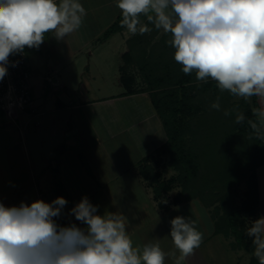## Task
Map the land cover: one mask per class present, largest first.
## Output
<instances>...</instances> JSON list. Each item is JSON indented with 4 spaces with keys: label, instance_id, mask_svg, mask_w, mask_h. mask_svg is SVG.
<instances>
[{
    "label": "crops",
    "instance_id": "0c3cea01",
    "mask_svg": "<svg viewBox=\"0 0 264 264\" xmlns=\"http://www.w3.org/2000/svg\"><path fill=\"white\" fill-rule=\"evenodd\" d=\"M79 2L87 13L79 30L64 40L46 33L39 48H29L31 74L48 84L49 90L44 92L45 98L35 99L37 115L20 117L22 121L25 115L29 116L26 123L22 121L23 135L17 129L0 127V167L16 168L20 146L28 147L31 143L28 139L33 140L36 145L32 143L27 149L35 154L40 152L43 157L50 156L49 150L57 155L41 164L33 161L38 197L44 198L46 203L54 199L43 195L40 184L51 168L54 176L48 181L56 184L57 174L70 211L87 197L91 204L98 206L99 215L122 214L134 246L142 248L158 243L165 253L175 251L178 257L180 254L170 236V221L183 216L195 222L203 238L200 247L182 264H249L252 255L239 247L236 237L232 233L217 232L219 218L211 211L213 205L193 199L173 206L165 202L168 208L165 210L154 192L156 184L142 173V168L151 166L154 173L161 172V181H169L164 177L168 156L161 150L168 138L151 94L146 91L129 94L141 85L149 87L150 77L147 79L141 71L135 76V82L130 79L131 83L122 79V67L128 57L133 60L132 66L140 64L147 69L148 63L150 72L155 74L151 80L158 82L167 72L164 59L173 55L169 53L173 49L168 43L170 33L154 28L145 17L141 22L148 25L149 31L143 36L152 41L156 34V39H160L154 50L152 47L138 49L136 46L141 45L142 38L137 41L138 34L132 35L126 29L105 37L121 16L117 0ZM154 57H160L157 66L152 64ZM77 88L79 91H75ZM259 105L260 109L264 107ZM262 125L264 127V123ZM111 154L117 155L115 160ZM257 175L261 218L264 217V165L257 169ZM57 224L62 226L63 223L57 221ZM221 237H233L234 241L221 244ZM165 264H174L173 257L166 256Z\"/></svg>",
    "mask_w": 264,
    "mask_h": 264
},
{
    "label": "clouds",
    "instance_id": "9594fccd",
    "mask_svg": "<svg viewBox=\"0 0 264 264\" xmlns=\"http://www.w3.org/2000/svg\"><path fill=\"white\" fill-rule=\"evenodd\" d=\"M116 6L121 27L130 34L149 31L141 16L170 33L168 43L184 74L195 71L197 81L211 79L221 92L264 103V0H117ZM86 14L79 0H0V80L10 55L39 48L46 33L64 40L80 29ZM211 107L220 109L219 97ZM254 114L264 123V108ZM244 120L238 113L236 123ZM66 204L63 197L18 207L0 203V264H165L166 256L182 264L202 243L195 222L177 216L170 221V236L178 257L158 243L134 246L125 217L97 214L98 206L87 197L71 209L85 227L61 226L54 218ZM247 234L253 238V255L264 264V217L253 221Z\"/></svg>",
    "mask_w": 264,
    "mask_h": 264
},
{
    "label": "trees",
    "instance_id": "16d2710c",
    "mask_svg": "<svg viewBox=\"0 0 264 264\" xmlns=\"http://www.w3.org/2000/svg\"><path fill=\"white\" fill-rule=\"evenodd\" d=\"M144 18V16H141V21ZM121 19L122 15L116 24L108 30L105 35L106 38H109V36L113 33L126 29L121 27ZM132 63L133 60L128 57L126 63L122 67V79H128L131 83L133 81L130 79H133L135 82V78L128 74L127 70L130 65H132ZM152 64L153 66H157V64L154 62ZM142 69L143 68H141V71ZM162 76H164L166 81H170V87L167 90L165 88H162V90L160 88L157 89L156 84L158 82H153L151 80L153 77L151 74H149L146 75L147 79L150 77V80H148L149 87L142 90H130L129 94H137L145 91L151 94L152 102L160 117L162 118L168 138L167 143L161 148V150L165 151L170 157L167 164H165V167L176 172L178 171V175L174 181L173 179H170L169 181H161L160 179L163 175L161 172L160 174L154 173V169L151 166H145L142 168V173L147 180L151 181L153 184H156L154 192L156 194L157 200H159L160 206H162V208L165 210L168 209L167 206L165 207L166 192H170L172 190V186L175 183L181 186L182 191L175 198L174 204L181 203L185 198H200L203 203L209 206L215 205L218 202L219 192L218 188L216 187H220L219 185H221V188H219L221 192H230L229 194L232 196L236 194L234 187L243 181L246 182L247 189L244 193L245 198L240 204L228 208V204L223 202V204L226 206L225 212L219 217L216 230L218 233H232L236 237L239 247L245 248L252 255L249 264H259V260L253 255L255 247L252 243L253 238L247 234V230L252 225L253 221L259 218L258 212L260 207V198L257 169L264 165V127L261 121L254 114L255 109H260L258 100L255 96H253L252 106L249 105L247 101L242 100L240 102L234 103L231 109H229L228 102L224 103V101H222L221 105H225L231 114L227 118L224 115L225 110L221 108V110H218L220 111L219 116L224 118L223 122L225 121V127H231L229 128L231 131L228 132L226 129V131H224L222 134H217V137L214 138L211 135L207 136L203 134L204 124H201L200 122L196 123L194 121V123L200 126L202 129L200 131V136L194 138L193 140H187L186 138L188 136L186 130L192 126V122L189 121L188 124H185L183 120L178 121L177 115L180 112H182L183 115L186 114L187 109L190 108V105L193 102V91L199 92L196 96H200L203 93L206 94L207 92L212 91L207 90V84L198 86L199 82L201 81H197L195 71L186 75L181 70H179L177 72L174 71L172 74L166 72ZM161 80H163V78H161ZM215 92L220 93L221 91L218 87H215ZM233 97L235 96L227 92V100H230ZM221 99L222 98L219 97V102ZM209 113H211V111ZM238 113H243L245 116V120L241 124L236 123V116ZM249 121L255 123L259 131L253 129ZM214 140L217 144L215 145L220 149L224 147L222 150L223 152H226L225 146L234 148V146L238 144L240 151L243 152L242 159H247L248 162L246 161L245 164L237 162V164H239L235 165L233 168H222L221 170V168L215 167V165L218 163L212 164L213 161H211L208 173L203 175V168L200 167V159L196 153V149L203 144L202 142H204V147L206 148L211 144L212 141L214 143ZM226 142L227 144L225 145ZM206 155L208 157L210 156L208 154ZM219 157L220 156L217 155L216 160L222 161V163L225 165L228 164V158L224 159L223 162L222 158L220 159ZM82 161L85 165H87L83 157ZM158 164L161 165V162ZM216 173L221 174V177L217 178ZM217 182H220L218 186ZM56 185L61 187L59 181L58 183L56 182ZM216 210L217 207L215 211ZM246 219L249 220L246 222Z\"/></svg>",
    "mask_w": 264,
    "mask_h": 264
},
{
    "label": "rangeland",
    "instance_id": "374dc122",
    "mask_svg": "<svg viewBox=\"0 0 264 264\" xmlns=\"http://www.w3.org/2000/svg\"><path fill=\"white\" fill-rule=\"evenodd\" d=\"M143 20H145V18ZM152 25L155 28L154 24H152ZM146 26L148 28L147 24H146ZM143 35L138 33V40L137 41L140 42V37L142 38V40L140 42L141 45L139 46V43H138V45L136 47L138 49H142V50H145L147 48L152 47L154 50L155 47L158 45V43H156V42L159 41L160 38L157 40L156 34H154V37L152 38L153 40L148 41V39H146ZM171 50H172V52H171ZM171 50H169V53L170 54L173 53V55L168 56L163 61V63L166 64V66H167V73H170V74H172L174 71L177 72V70L182 71V66L174 60V49H171ZM46 56L47 55L45 52L44 57L47 58ZM154 63L160 64V57H154ZM146 66H147V69L143 68L142 72H141L142 67L140 64H136V65L134 64L133 66L130 65L127 72H128V74H130L134 78H135V76H137V73H140V72L143 73L142 75L151 74L153 77L155 74L153 75V73H150L149 66L148 65H146ZM130 68L132 69L131 73H130V70H131ZM158 74H160V73H158ZM164 74L165 73H163V75ZM139 75H141V74H139ZM210 80H208L206 83L199 82L198 86H201L202 84H207L208 85L207 90H209V91L211 90L212 92H207L206 94L203 93L200 96H196L199 92L193 91V94H194V95L192 94L193 102L190 105V108L187 109L186 114H185L186 116L183 115L182 112H180L177 115L178 121L183 120L185 122V124H188L189 121L192 122V126L186 130L187 136H188L186 138L187 140H193L194 138L200 136V131L202 129L200 128V126L196 125L194 123V121L196 123L200 122L201 124H204L203 134H205L207 136L211 135L214 138H216L217 134H222L224 131H226V129L228 130V132H230L231 129H229V128H231V127H229V128L225 127V124H224L225 121L223 122L224 118L219 116L220 111L213 109L211 107V105L213 102H215L217 100V97H220V98H222L221 101L219 102L220 103V110L222 108L231 114V112L229 110H227L225 105L224 106L221 105V102L222 101H224V103L228 102L229 103V109H231V107L234 103H237V102L244 100V99L238 98V97H233L232 99L227 100V92L224 91L223 92L224 94L221 92L220 93L215 92V87H217L216 86L217 84L215 83V81H213V80L210 81ZM31 85L33 87L34 99L37 98V100H38L40 98L41 99L45 98L44 92H46V93L48 92V90H49L48 84L43 83V81H41V80H36L35 77L32 76L31 77ZM169 85H170V81H166V79H164V76H163V80L160 79L158 81V83L156 84L157 89L160 88L161 90H162V88H165L167 90L170 87ZM139 87H141V88H136V89L137 90L138 89L139 90L144 89L142 85ZM145 88H146V85H145ZM213 90H214V92H213ZM41 91L43 93H40ZM75 91H79V89L77 88V90H75ZM158 91H160V90H158ZM194 96H196V97H194ZM256 99L258 100L259 103L264 105V103L261 102V99L259 97H256ZM247 103L252 106L253 97L250 100H248ZM262 108H264V107H262ZM210 111H211V113H209ZM25 116L26 117L22 118V121H24L26 123L27 117H29V116H27V115H25ZM226 117L228 118L229 115ZM226 117H225V120H226ZM22 121L20 119L19 128H17V126H15L14 124H12L10 126L2 127L1 129H3V128L4 129L5 128H14V129H17V131L20 132L21 135H23ZM220 122H221V124H220ZM34 137L36 139V136H34ZM88 140L92 141L89 138H88ZM30 141H31V143H29ZM32 141L33 140L28 139L29 145H28V147L26 145V147H25L26 150L24 147L20 146V161H18L16 168H14V166H10V165H8L9 167H11L10 169L8 167H4V166L0 167V203H3L4 206H6V207H12V206L18 207V206H20V204L22 202L30 205L32 202H34L36 200H43L44 202H46V200L44 198L41 199L40 197H38V193H37V189H38L37 185L38 184H36L37 179H36L35 174H34L35 170L33 167V161L41 164V163H44L48 157L50 158L53 156L56 158L57 155L54 152L52 153L49 149L48 150H49L50 156L46 155V157H43L40 152H36V154H35L33 151H31V149H27V148H29L30 144L32 145V143H34V141L33 142ZM89 143H91V142H89ZM202 143L203 144L200 145L196 149V153L198 154L199 159H200V167L203 168V171H202L203 175H206L208 173V169L210 168V162L211 161H213L212 164L218 163L217 165H215V167L221 168V170H222V168H233L235 165H238L239 163L245 164L247 161V159L246 160L242 159L243 158L242 157L243 152L240 151V147L238 144H236V146H234V148L229 147V146L228 147L225 146L226 152H223L222 150L224 149V147L220 149L218 146H216L217 144H216L215 140H214V143L212 141L211 144L208 145L206 148L204 147L205 146L204 142H202ZM212 143H213V145H212ZM26 144H27V141H26ZM226 144H227V142L225 143V145ZM111 147L114 149L115 146H111ZM114 150H116V149H114ZM220 153H221V155H220ZM206 154H208L210 156L208 157ZM111 155L115 160L117 155L116 154H111ZM217 155L220 156L219 157L220 159L222 158L223 162H224V159L228 158L227 159V161L229 160L228 164L225 165L224 163H222V161L216 160ZM167 156H168L167 159L169 161L170 157L168 154H167ZM48 162H49V160H48ZM237 162H239V163L237 164ZM52 170L53 169H51V168L47 169L48 176L46 179H44V183L40 184V187L43 190V195L45 194V196L47 198H52L54 200L57 197H63L67 201V204L62 209L61 215L58 217V219H56V218H54V219L56 220V222L58 221L60 223H63L62 226H68V225L74 223L78 227L82 228L80 222L75 219V216L71 214V211L68 208L70 203H68L69 201L67 199L66 192L63 190V187H58L53 182L48 181L50 178H51L50 180H52V178L54 176L52 173L53 172ZM15 173H16V175H15ZM177 175H178V171L176 172V171L168 169V168L164 169V177L167 178V180H170L171 179L170 177L172 176V179L174 181V180H176ZM216 175H217L216 176L217 178L221 177V174L216 173ZM168 178H170V179H168ZM55 181L58 183L57 180H55ZM219 183L220 182H217V186ZM219 186L220 187H216V188H218V192H219L218 202L211 207L212 208L211 211L213 212V214H216L218 216V218L224 214L225 207H226L225 204H228L227 205L228 208H231L237 204H240L245 198L244 193L247 189L246 182L243 181L242 183H239L237 186L234 187L236 190V194L231 196V194H229L230 192L228 193L227 191H224L225 194H224V192H221L219 189V188H221V185H219ZM181 191H182L181 186L179 184L175 183L172 186V190L170 192H166L165 202H167V204H169L170 206L175 205L174 200ZM195 199L200 200V198H195ZM190 200H193V199H187V198L183 199V201H190ZM232 201H233V203H232ZM223 202H225V204H223ZM216 207H217V210L215 211ZM248 220L246 219L245 221L247 222ZM250 222H251V220H250ZM221 238L222 239H219V242H221V244H225L224 241H229V242L234 241L233 237L228 238V239L225 237H221ZM213 242H212V244H213ZM209 244H211V243H209Z\"/></svg>",
    "mask_w": 264,
    "mask_h": 264
},
{
    "label": "built area",
    "instance_id": "2783aa9c",
    "mask_svg": "<svg viewBox=\"0 0 264 264\" xmlns=\"http://www.w3.org/2000/svg\"><path fill=\"white\" fill-rule=\"evenodd\" d=\"M29 48L10 55L7 74L0 80V127L14 124L19 128L23 114L37 115L38 109L31 85ZM15 65V66H13Z\"/></svg>",
    "mask_w": 264,
    "mask_h": 264
}]
</instances>
